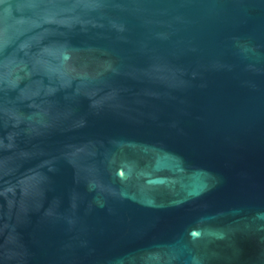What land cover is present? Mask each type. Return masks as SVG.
Instances as JSON below:
<instances>
[{
	"label": "water",
	"instance_id": "obj_1",
	"mask_svg": "<svg viewBox=\"0 0 264 264\" xmlns=\"http://www.w3.org/2000/svg\"><path fill=\"white\" fill-rule=\"evenodd\" d=\"M0 264H264V0H0Z\"/></svg>",
	"mask_w": 264,
	"mask_h": 264
}]
</instances>
